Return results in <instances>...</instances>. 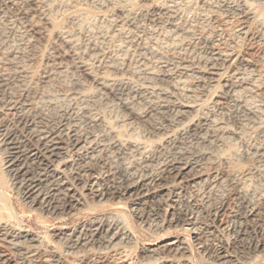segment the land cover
I'll use <instances>...</instances> for the list:
<instances>
[{
  "label": "bare ground",
  "instance_id": "obj_1",
  "mask_svg": "<svg viewBox=\"0 0 264 264\" xmlns=\"http://www.w3.org/2000/svg\"><path fill=\"white\" fill-rule=\"evenodd\" d=\"M62 1L63 0H7L5 3L8 2V4L13 6L18 15L22 17L27 18L31 15V11H33L40 14V16H43L42 19L51 22L54 20L51 19L50 21V17L54 15H52L54 11H51L50 6L55 4L59 5L58 3ZM136 1L137 0H116L115 4L119 8V12L122 14V17L120 15L122 19L119 18L121 23L134 25L135 27L133 28L137 30L138 34L135 35V32H131L133 30H129L130 28L126 30L125 27H122V24L121 26H118L119 28L117 32L124 36H122L124 40L120 39L121 41L119 43L118 41L115 42L116 44L113 46L112 58L106 59L107 57L103 56L106 52L104 51L105 53H102L103 55H99L100 51H98V55L94 53L95 55L90 56L89 60L87 59L88 61H78L79 66L83 71L87 72V74H89L98 85L114 93V96L117 95L122 97L127 94L128 98L125 99V105L132 111V113L140 115L138 111L143 109L150 113H154L153 122L155 129L159 132L160 136H162L161 138L162 141L164 140L163 144L165 145H151L150 143L144 141L139 142V140L137 141L134 139H132L133 141L123 140L122 133L114 134L107 144L110 147H118L119 149L126 146L124 144H129L128 148L124 147L125 150L130 154L138 152L140 157L141 155L147 154L149 149L151 150L154 148V150L156 149L158 151L160 148L161 151H159L162 153V158L156 163H153L155 161H152L148 157H146L145 161L143 160L144 162L140 161V164L139 162H136V165H142L141 167L144 173L130 177L128 180L125 179L124 185L122 186L123 183H120L121 187L120 189L118 187V191L115 190L116 192L103 187L100 184L101 178L91 174V169L86 168V165V170L79 171L78 169H73L68 172L65 167H68L71 162L76 164L78 161H75L77 159L68 161L63 157L64 150L66 152L64 144H73L74 146L80 147L81 144L91 143L83 141L84 139L78 134L76 122H73L74 124L72 123L69 127L66 126L67 123L63 124V121L65 120H63V118L65 116L63 117L61 111H57V109L54 111L55 113L53 114V117L47 116L42 110L37 111L36 107H34V109L31 107L33 110L29 112H24L28 110H20L21 106L18 108V105H21V101L25 100L23 98L28 97L29 99L32 93L37 97L40 93H34V88L23 84L27 79V77H24L26 73L23 70H20V73L13 72L11 66L13 67V65L16 64V60L14 61L9 58H4L6 62H3L6 67L4 65L3 68L0 66V100L5 103L6 110L11 113V115H9V113L8 115L11 116L10 120L12 119L14 121L16 129L13 128V130H10V128L6 130V126L3 130L4 133L2 134L3 138L0 141V146H2L1 144L4 145L1 153L6 157L4 166H7L3 169V172L5 176L8 177L9 181L11 180L12 189L17 188V193H20L23 196L22 200H24L27 205L29 204L32 211H39L43 215L45 213L48 215V213L50 214L52 211L51 215H54L59 219L72 216L73 213L79 210L81 211L79 207L85 206V197H93L94 199L102 198L101 200H103L106 197H114L116 195L129 196L134 198L133 204L137 206L145 204V202L151 198L157 199L158 197H167V199L161 198L162 201L159 202L161 206L167 201L171 202V204L168 203L167 206V208H169L167 209V212L171 216L170 223L175 225V228H186L184 230L192 233L194 241L204 244V232L202 233V228L198 226L199 223L195 219L191 218L185 220L184 217L182 219L180 216L176 217V215L178 216L177 211L180 200L178 201L173 198H178L180 192L187 187L194 188L196 192L209 189L212 194L216 195L224 186H222L220 182L218 183L220 180L218 177H209L204 179L203 182H199L201 180L199 174L202 169V166L199 165V160L200 158L204 159L205 155H210V153L207 152L208 149L207 151L199 150L192 152L189 151L192 149H189L192 144L176 143L178 141L180 142V140L185 141L186 143V140L193 138L194 141L199 143L196 144L197 146H206V148H208V145H214L221 149L225 147V143L229 137L232 136L238 138L246 145L244 157L249 160L257 161L258 164L260 163L261 166H259L261 167V170L259 169V173L261 172L260 174H264V142L260 143L258 141L259 143H257L253 138V134L257 131L263 130V127L262 123L259 121V112L254 110V107L252 108L251 105L253 103L250 104L252 101L249 100V98H254L258 87H261L262 84L264 85V75L261 76L260 79L259 77L258 79L247 77L246 75H250L251 71L250 73L243 72L241 67L249 65V61L232 50L233 47L232 49L226 50L219 48L211 37L213 34L209 31L213 18H220L221 23L227 26L233 19L237 18H240V20L242 19L244 24H248L247 22L250 21H255L253 24L255 27H253L254 32H252V30L251 32L253 33V39L260 42L264 39V5H261L262 8L259 13H257L253 8L254 4L249 0H150L153 3H156V10L150 14L152 26L149 28L142 23L136 22V17L137 15L139 16L141 12H147L148 14L147 9H135ZM2 6L3 5L1 4L0 13L2 12ZM78 7L79 4L72 0L66 2L65 5V8L67 9L66 12H72V14L75 12L74 10H76V12L79 10H77ZM48 9H50L51 13H49ZM61 12L64 14V11L61 10ZM113 19L114 18H112V22L115 21V19ZM56 21V23H58V20ZM192 22L198 24L202 29V33L199 37H197L194 32V26L191 24ZM248 26L250 27L249 24ZM248 26L240 25L239 29L234 30V39L240 40L242 37L247 36L250 31ZM6 27L4 30H7ZM2 29L3 28H1V30ZM215 31L217 30L215 29L212 32L217 34ZM59 32L62 40H64L65 43H68L72 49V53L77 54L81 52L80 50L83 47L74 40V35L69 29H66L65 27L62 28L61 26ZM98 35L102 41H106L108 38H116V36L111 37L107 31H101ZM3 37L4 36H2V38ZM115 38L114 40H116ZM135 40L138 41L135 42ZM108 41H106V43ZM161 41H166L167 49H163L164 46L160 45ZM185 42L200 46L203 51V56L200 58H191L190 56L189 59H187L188 57L184 58L181 53L183 49L181 45ZM161 44H163V42H161ZM94 46L96 45L94 44ZM131 47L132 49L135 48L139 54L138 56L136 55V65L134 69L132 68V74H134L135 81L132 87L126 88L124 80L122 79V75H124L123 64H125L123 63V59L125 57L127 59V56L130 57ZM100 48L102 47L98 44L94 49L101 50ZM164 50L172 51L171 56L174 53L177 61L175 60L176 62H172L167 60V55L165 56L164 53L166 52ZM119 53H121V55L123 54V59ZM14 56L15 55H13V57ZM147 56H149V58ZM0 65L2 64L0 63ZM59 69L60 66L57 68L56 73H54L57 77L61 73L58 72ZM229 69L233 71V75L231 77L229 76V78H224L225 72ZM57 77H54L52 80H56ZM189 79L195 81L194 87L190 86ZM219 81H222L223 90L216 96V99L211 104L206 103V101L203 100V98H206L205 93L207 94L208 88H215L216 85L219 84ZM18 83H20V85L17 86ZM77 85L79 88L75 92V96H77V99L82 102L84 107L81 108L87 110L90 97L85 94V88H82L80 86L81 84L78 83ZM16 87H18V90ZM15 90L18 91L20 97H16ZM92 97L93 96H91V98ZM73 98L75 99V97ZM28 103L30 102H27V104ZM46 106L48 107V105ZM81 108L80 111H82ZM214 108L227 111V113H232L234 116L233 119H235L234 128L226 122V119H216L213 117L214 115L210 116L209 113L213 114ZM260 113L262 112L260 111ZM193 114L196 115L194 116ZM89 122L100 123L99 119L95 116L89 117ZM110 125L111 124L109 123V126ZM1 128H4V125H2ZM167 145H170V148H168L169 150H167ZM80 148L84 153V151L86 152L87 150L93 149V146H82ZM125 150L124 152H126ZM81 156L82 157L80 158L82 160L84 159V161H88V164L90 165L98 160L94 156H86L84 154ZM208 159L212 160V156ZM224 160L225 162H228L229 158L225 157ZM131 166L130 164L123 166V168L118 170V173L130 176L133 170ZM231 176L233 177L232 179L229 178L231 182L238 184L237 188L239 192H237V196L239 197V200H241V203L244 204V206H253L249 207L250 210L244 213L242 212L241 214L233 211V216L231 217L236 220H234V223L237 222L238 226H235L233 223L234 228L229 225L226 228L233 231L236 236L245 238L247 236V226L251 223L256 226L260 222V213L255 204H253V200L259 202L264 196L262 195V192L261 194H257L255 191L248 189L249 185H247V183L249 181L246 177H244V179L241 177L240 180L244 181L239 184L236 182V180H238L237 177L239 176L238 173L235 171ZM246 181L248 182L246 183ZM79 190L86 192V194L84 195L83 193V196ZM255 195L256 197H254ZM0 201V243L7 248L6 251L0 249V264H16V262L19 263V261L26 264H70L66 260L64 254L61 253L56 246L47 242L45 237L34 233L32 229H27V226L20 224L22 222H19L18 225H12L10 220L6 219L2 214V212H7L6 214L11 216L12 210L6 203L3 204L7 200L0 197ZM164 210L166 211V209ZM222 211L223 209L216 208L213 211V213L215 212L213 216L217 218ZM88 234L93 238L100 237L102 240L99 241V243L106 245L108 250H113V252H111L112 254L107 256L109 253L106 252V249L105 251L99 250L100 252L98 251L96 254L94 253V255L88 256L86 253L91 251L90 248V250L88 249L91 245V243L87 241ZM132 237V231H130L129 227L124 224V221L109 217L106 219L100 218L90 221L86 226L82 227V229H74L62 240L68 239L69 244L67 248L70 251L78 248L88 249L84 254H81L80 252L74 253L75 256L78 257L79 263L134 264L132 261H128V255L126 254L127 251L125 252V249L123 250L121 248V245L124 243L131 244L133 241ZM188 246L189 244L185 241H179L177 243L174 242L166 245L158 244L155 247L144 248L142 250V253L144 254V256H142V262L140 261L137 264H148L144 263V261H149L150 259H154L156 264H189L187 260L188 256H186ZM100 247L102 248L103 246ZM257 249L259 250L258 247ZM6 252L9 253L7 254ZM166 252H175L176 254H180V257L177 258V255L175 256L174 253H172L174 256L169 255L172 257L164 256V254L166 255ZM69 254L70 253H68V255ZM215 257L217 264H241L239 258L235 255L233 256L226 247H220L216 251Z\"/></svg>",
  "mask_w": 264,
  "mask_h": 264
},
{
  "label": "rangeland",
  "instance_id": "obj_2",
  "mask_svg": "<svg viewBox=\"0 0 264 264\" xmlns=\"http://www.w3.org/2000/svg\"><path fill=\"white\" fill-rule=\"evenodd\" d=\"M5 1L7 0H0V5L1 4L3 5L2 12L0 13V38L2 39V40L0 39L1 41L0 44L2 43L1 46L3 45L2 47L0 46L1 47L0 60L2 61V62L0 61V63L2 64L0 66H2V68L4 66L6 67V65L4 64V62H6L5 61L6 58H9L14 61L16 60L15 61L16 64L13 65V67L11 66L13 72L15 71L14 73H20V70H23L26 73L24 77H27V79L24 81L25 83L23 84L28 87L34 88L33 89L34 93L36 92L40 93V95L37 97L32 93L34 96L31 94L29 99L28 97H26L27 99L22 97L25 100L23 101L19 100L21 101V105H18V108H20L21 106L22 109L20 108V110L22 111L28 110L24 112H29L32 111L34 107H36L37 109L36 108L35 109L37 111L42 110L44 114L50 117H53V114L55 113L54 111H56V109L57 111H61L62 114L61 113L60 114L63 117L65 116L63 118V120L65 119L63 121V124L67 123L66 126L69 127L70 125H72L73 122L74 123L76 122V125L79 128V129L77 128L78 134L81 136L82 139H84L83 141L91 143V144H81L80 147L90 146V145L93 146V149L87 150L86 152L84 151L83 153V151L80 150L81 149L80 147L74 146L73 144H68V145L64 144L65 145L64 148L66 149V152L64 150L63 157L68 161H71L72 159L73 160L77 159L75 161L76 162L78 161L76 164L75 163L73 164V162H71V164L68 165V167H65L67 171L69 172L70 170L73 169L75 170L78 169L79 171H81V170H86V168L88 169L90 168L91 174H93L94 176H99L101 178L100 184L103 187H106L111 191H115V190L118 191V187L120 189L121 184L123 183L122 186L124 185L125 179L128 180V178L130 177L138 176L139 174L144 173L141 167L142 165L141 166L136 165V162L137 163L139 162L140 164L141 162L145 161L146 157H148L152 161H155L153 163H156L159 159H161L162 153L160 152L161 151L160 148L158 149V151L156 149L154 150V148L151 149L152 151L149 149L147 154L141 155L140 157V154L138 152L130 154L125 150V148H128L129 144H124L126 145L124 146L125 148L123 147L120 149L118 147H113V146L110 147L107 144L111 139V137L116 133H120V134L122 133L123 140L133 141L132 139H134L137 141L139 140V142L144 141L146 143H150L151 145L163 144L164 140L162 141L161 138L162 136H160L159 132L156 131L155 129V125L153 122L154 113H150L149 111L144 109L138 111L140 115L132 113V111L128 109L125 105V99L128 98L127 94H125V96L122 97L117 95L114 96L113 95L114 93L98 85V83H96L92 79V77L89 74H87V72L83 71V69L80 68L79 66V61L82 60L83 62H85L87 59L89 60L90 56L95 54L98 55L99 53L98 51H100L99 55H103L106 52L103 55L107 57L106 59L113 57L112 52L114 49L113 46H115L114 44H116L115 42L118 41L119 43L121 40H124L123 38L124 36L119 34V32H117L119 28L118 26H121L123 24L122 27H125L126 30L130 28L129 29L130 31L133 30L131 32H135L134 33L135 35L138 34L137 30L133 28L135 27L134 25H130V24L128 25V23L124 24L121 23V21L119 20V18L122 19L121 18L122 14L119 12L118 10L119 8L115 4L116 0H72V1H76L79 4V7L81 6L80 8L79 7L77 8V10L79 9L77 12L76 10H74L75 12H73V14L72 12L71 13L66 12L67 9L65 8L66 2H69L71 0H63L62 2L58 3L59 5L55 4L53 6L51 5L52 7L50 6L51 11L52 12L54 11V13H52V15L53 14L54 15L50 17V21L51 19L54 20H52L51 22L42 19L43 16H40V14L33 11H31L30 13L31 15H29L27 18L22 17L18 15V13L16 12L13 6L8 4V2H6L7 3L6 4ZM249 1L254 4L253 8L255 9V11H257V13H259L260 9L264 5V0H258V1L249 0ZM155 5L156 3L155 2L153 3L150 0H137L135 3V7H136L135 9L137 8L147 9L148 14L147 12L146 13L141 12L142 14L140 13L139 16L137 15L136 22L142 23L144 26L150 28L152 26V20H150L151 19L150 14L151 12L156 10ZM50 9H48L49 13H51ZM61 10L64 11V14L61 12ZM111 17L114 18L115 21L112 22ZM117 19L119 20V23ZM56 20H58V23H56L57 22ZM247 23L250 25V27L248 26V24L246 23L244 24L242 19L240 20V18H237V19H233L230 22V24H228L227 26L221 23L220 18H213V20L211 21L212 26L210 25L211 30L209 29V31L214 35V36L211 35V37L213 38V41L216 43V45H218L219 48L226 50V49H232L233 47L232 50H234L238 55H241L242 58L245 57L249 61V65H244L241 67V69H243V72L245 71L246 73H250L251 71L250 75L249 74L246 75L247 77H251V78L253 77L254 79H258L259 77L260 79L261 76L264 75V39L261 40L260 42L256 41V39H253L254 37L252 35L253 34L252 32H254L255 27L253 26V24L255 23V21H250ZM191 24L194 26V32L196 36L199 37L202 33V29L198 26V24H195L193 22ZM240 25H245V26L247 25L250 31L247 34V36L242 37L240 40H236L234 39L233 32L234 30L239 29ZM61 26L62 28L65 27L66 29H69V31H71L74 35V40L84 48V49L81 48L80 50L81 52L78 51L80 53L77 54L72 53V49L70 48L68 43H65L64 40H62V38L59 35ZM5 27L7 30H4ZM1 28L3 29L1 30ZM212 28L213 30L215 29L217 30L215 32H217L218 35L212 32L213 31ZM100 30L107 31L109 32V35H111V37L116 36V38L115 37L108 38L106 41L109 40L110 42L108 41L106 43V41H102L100 36L98 35V33L101 32ZM263 32H264V27H263ZM2 36L4 37L2 38ZM114 38L116 40H114ZM136 41L138 40H135V42ZM161 42H163L164 45L161 44ZM161 42L160 45L164 46L163 49H167L166 41H161ZM186 43L187 42L181 45L183 48L181 53L184 58L188 57L187 59H189V56L191 58H200L203 56L202 53L203 51L201 50L200 46H198L197 44H189V43L186 44ZM94 44L96 46H98L99 44V46L102 47L100 49L103 52L99 49H94L96 47L94 46ZM86 47L87 48L89 47L91 50L89 48L87 49ZM164 51L166 52L164 54L165 56L167 55L166 56L167 60L172 62L176 60V56L174 55V53L171 56L172 51L169 50H164ZM138 54L139 52L136 51L135 48L132 49V47H131V55L130 57L127 56V59L126 57L125 58L123 57V54L121 55V53H119L122 59L124 58L123 63H125L123 64L124 75H122L123 76L122 79L124 80V84L126 88L132 87L135 81L134 74L132 73L136 65L135 60L137 59L136 57L138 56ZM13 55L15 56L13 57ZM147 57L149 58V56ZM14 66H16L17 68ZM59 66L60 69L58 70V72L61 73L57 77L54 75V73H56L57 68H59ZM243 67H246L247 69ZM232 75H233V71L229 69L228 71L225 72L224 78H229V76L231 77ZM54 77L55 78L57 77V79L52 80L54 79ZM221 82L222 81H219V84H217L215 88H208L207 94L205 93L206 98H203V100L206 101V103L211 104L216 99V96L221 93V91L223 90L222 87L223 84ZM78 83L81 84L80 86L82 88H85L86 93L85 92L84 93L90 97L89 105H87V110H83V108H81L84 106L82 105V102L77 99V96H75V92L79 88V86L77 85ZM189 84L190 86L194 87L195 81L189 79ZM18 85H20V83H18L17 86ZM17 88L18 87H16V89ZM17 90H15L16 97H20ZM91 96L93 97L91 98ZM31 97L34 99H32ZM73 97H75V99ZM249 100L252 101V102L249 101L250 104L253 103L251 105L252 108L254 107V110L259 112L258 115L259 121L262 123V127H263L262 128L263 130L257 131L256 133L253 134V138L255 142L262 143L264 142V132H263L264 131V85L263 84L261 85V87H258V89L256 90V94L254 98L252 99L249 98ZM31 101L34 103V105ZM27 102H30L28 103L30 105H28ZM54 103L56 104V106ZM46 105H48V107ZM80 108L82 111H80ZM213 111H214L213 114L209 113L210 116L214 115L213 117H215L216 119L224 118L226 119V122H228L230 126L234 128L235 119H233L234 116L232 113L230 112L227 113V111H222L216 108H214ZM260 111L262 113H260ZM8 113L9 111L6 110L5 103L0 100V121H1L0 125L1 126L4 125V128H1L0 126V141L3 138L2 136V134L4 133L3 130L5 129L6 126H7L6 130L10 128H11L10 130H13V128L16 129L15 127L16 125L14 121L12 119L10 120L11 116L9 115H11V113H9V115ZM91 116L97 117V119H99V122L101 124L90 123L89 117ZM109 123L111 124L110 126ZM95 143H100V144H95ZM176 144H188V145L192 144L189 148V149L192 148L191 150H189L192 152L199 150L207 151L208 149L207 152L210 153V155H205L204 159L200 158L199 160V165L202 166V169L200 168L201 172L199 175L201 177V180L199 182H203L204 179L209 177L210 178L218 177L220 178L218 183L220 182L221 185L224 186L219 190V192L216 195L212 194L209 189H204L202 191L196 192L194 188L187 187L180 192L178 198H173L175 200L181 201V202L179 201V206L177 211L178 216L176 215V217L180 216L181 219L184 217L185 220L191 218L195 219L199 223L198 226L202 228V233L204 232L203 233L204 244L201 242L194 241L192 233L190 231L184 230L186 228L184 229L180 227L175 228V225H172V223H170L171 216L167 212V209H169L167 208V206L168 203L171 204V202L167 201L166 203H163V206H161L159 202L162 201L161 198L167 199V197L148 199L145 202V204H142L141 206L134 205L133 204L134 198L129 196L116 195L114 197H106L103 200H101L102 198L94 199L93 197H85L87 202L85 201V206L79 207L81 211L79 210L73 213L72 216L69 217L67 216L63 219L62 218L59 219L56 218L54 215H51L52 211L50 212V214L48 213V215L47 213L43 215L39 211L34 212L32 211V209H30L29 204L27 205L24 202V200H22L23 196L20 193H17L18 192L16 191L17 188L12 189L13 187L11 186V180L9 181L8 177L5 176L3 172V169L7 167L4 166L6 157L5 155H3V153H1L2 147H4L3 144H1L2 146H0V197H2L4 200H7L3 204L6 203L7 206L11 208L12 215L9 216L8 214H6L7 212L5 213L2 212V214L6 219L10 220L12 225H18L19 222H22L20 224H22L23 226H27L28 227L27 229H32L34 233L39 234L42 237H45L47 242L56 246L58 250L64 254L66 260L70 264H82L79 263L78 257L75 256L74 253L80 252L81 254H84L86 251H88L89 248L91 249V251L89 253L88 252L86 253L88 256H92L94 255V253L96 254L99 250L105 251L106 249H107L106 252L109 253L107 254V256L112 254L111 252H113V250L111 249L108 250V248H106V245L99 243V241L102 240L100 237L99 240V238L97 237L93 238L88 234L87 241L91 243L88 249L78 248L71 251L68 250L67 248L69 244L68 239L62 240L63 238H66V235L70 234L74 229L80 230L82 229V227L86 226L87 223L90 221L100 218L106 219L109 217H112L113 219L116 220L124 221V224L127 227H129L130 231H132V235H133L132 243L131 244L124 243L123 245H121V248L123 250L125 249V252L127 251L126 254L128 255L127 258L128 261H132V263L134 264H137L140 261L142 262V256H144L142 250L144 248L155 247L158 244L166 245L174 242L177 243L179 241H185L186 243L189 244L188 252L186 254V256H188L187 260L189 264H215L216 263L215 254L220 247L228 248L229 252H231L233 256L235 255L237 256V258H239V262L241 264H264V251H263L264 250V206H263L264 198H262L259 202L253 200V204H255V206L257 207L260 213V222L256 226L253 223L247 226V236L245 238L236 236L235 233H233V231L226 228L228 225L234 228L233 223L236 220L231 217L233 216L232 213L233 211L237 212L238 214H241L242 212L244 213L250 210L249 207L253 206V205L250 206L245 205L246 206L245 207L244 204L241 203V200H239V197L237 196V192H239L237 188L238 184L236 183L234 184L229 179V178L231 179L233 178L231 174L235 173V171L238 173L239 176L237 177L238 180H236V182L239 184L243 183L244 181V180H240L241 177H243V179L244 177H246L249 181V182L246 181V183L247 182L249 183V184L247 183V185H249L248 189L255 191V193L257 194H261L262 192V195L264 196V174H260L261 172L259 173V171L261 170L260 167L261 164L260 163L258 164L257 161L249 160L245 158L244 154L246 151V145L240 139L232 136L229 137V139L225 143L226 144L225 147L221 149L217 148L214 145H208L207 146L208 148H206V146L204 147L197 146L196 144L199 143L194 141L193 138L186 140V143L185 141L180 140V142L178 141ZM164 145L165 144H163V146ZM103 147L104 148L106 147L105 148L106 150ZM166 147L167 150H169L168 148H170V145H167ZM124 150L127 153L124 152ZM83 154L86 156H94L98 160L97 162L92 163V165H90L88 164V161H84V159L82 160L80 158L82 157L81 155ZM229 154L231 157L229 156ZM210 156H212V160L208 159ZM225 157L229 158L228 162H225L224 160ZM127 164L128 165L130 164V166L132 165L131 167L133 168L130 176L121 173L119 174L118 170L123 168V166ZM80 193L82 195L83 193L84 195L86 194V192L84 191H81ZM254 197H256V195ZM189 199L191 202L189 201ZM214 207L223 209V211L220 213V215L217 218L213 216V214L215 213V212L213 213V211L216 209ZM164 209H166V211ZM185 210L187 211L188 215ZM234 224L235 226L236 225L238 226L237 222ZM90 239H92L93 241ZM100 246L103 247L101 248ZM257 247L259 248V250L257 249ZM0 249L6 251L7 248L6 246H3L0 243ZM6 253L8 254L9 252ZM68 253L70 254L68 255ZM172 253H174L175 256L177 255L176 256L177 258L180 257L179 256L180 254H176L175 252H168V253L166 252V255L164 254V256L172 257L174 256ZM149 261L146 260L144 261V263L156 264L154 259H150ZM16 264H26V263H22L19 261V263L16 262Z\"/></svg>",
  "mask_w": 264,
  "mask_h": 264
}]
</instances>
